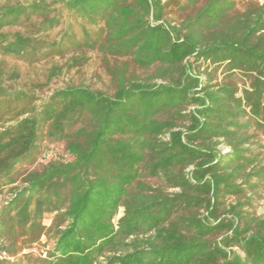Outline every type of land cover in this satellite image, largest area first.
<instances>
[{"label": "trees", "instance_id": "16d2710c", "mask_svg": "<svg viewBox=\"0 0 264 264\" xmlns=\"http://www.w3.org/2000/svg\"><path fill=\"white\" fill-rule=\"evenodd\" d=\"M86 50L108 90H15L0 70V264H264V1L0 6V57Z\"/></svg>", "mask_w": 264, "mask_h": 264}, {"label": "rangeland", "instance_id": "374dc122", "mask_svg": "<svg viewBox=\"0 0 264 264\" xmlns=\"http://www.w3.org/2000/svg\"><path fill=\"white\" fill-rule=\"evenodd\" d=\"M29 0H0L1 5L14 4V3H26ZM47 2H53L56 0H45ZM163 2L167 0H162ZM262 3L264 0H256ZM70 20L65 19L60 28L51 33V39H56L61 29L65 27L66 23ZM75 26V25H74ZM74 31L78 29L73 27ZM6 32H24L23 27L13 26L5 29ZM84 55L86 62L78 67H66V64L70 60L72 55ZM108 63L110 65H118L126 61L125 58H111L108 57ZM62 68L52 79H48V73L51 68ZM0 70L3 71L4 85L21 91H35L39 94L47 93L53 89L63 87L64 84L74 83L88 86L94 90H108L110 88V80L107 75L102 56L94 50H86L82 52H75L74 54H65L64 56H52L44 60H40L35 63H27L15 58H3L0 57ZM16 73L17 76L13 77L11 74ZM129 72L136 76H143L145 72L135 68L133 65H129ZM53 151L48 150L46 156L49 157ZM252 212L256 216L264 215V189L256 199ZM51 217L46 216L44 224L50 223ZM42 243L45 242L44 238L41 239ZM48 245H41L36 247L34 253H43L48 249Z\"/></svg>", "mask_w": 264, "mask_h": 264}, {"label": "built area", "instance_id": "2783aa9c", "mask_svg": "<svg viewBox=\"0 0 264 264\" xmlns=\"http://www.w3.org/2000/svg\"><path fill=\"white\" fill-rule=\"evenodd\" d=\"M41 257L44 258L45 257V254H42Z\"/></svg>", "mask_w": 264, "mask_h": 264}]
</instances>
